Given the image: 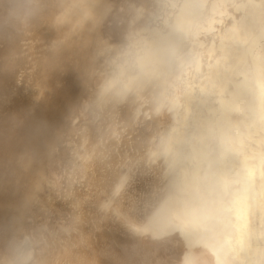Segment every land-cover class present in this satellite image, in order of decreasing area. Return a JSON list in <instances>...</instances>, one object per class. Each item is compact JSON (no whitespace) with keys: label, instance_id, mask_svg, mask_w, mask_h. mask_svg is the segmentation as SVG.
I'll list each match as a JSON object with an SVG mask.
<instances>
[{"label":"clouds","instance_id":"1","mask_svg":"<svg viewBox=\"0 0 264 264\" xmlns=\"http://www.w3.org/2000/svg\"><path fill=\"white\" fill-rule=\"evenodd\" d=\"M168 7L193 18L199 8ZM117 28L118 39H101ZM172 39L186 56L190 40ZM179 71L177 57L124 0H0V85L21 86L58 117L69 108L91 116L87 140L69 130L55 147L46 118L20 130L31 149H15L10 166L18 167L0 174V264H264V159L258 166L245 159L257 145L230 154L215 173L202 171L191 190L170 163L164 145L176 132L174 110L192 102L169 86ZM57 76L64 84L53 96ZM7 97L0 88V106ZM245 102L246 113L230 114L229 131H246L264 152V104L252 95ZM205 104L207 111L195 109L200 133L211 138V112L222 102ZM55 155L65 161L62 179L46 163ZM24 174L30 180L17 189ZM118 183L119 215L104 208ZM244 205L247 235L237 234ZM228 243L218 260L213 249Z\"/></svg>","mask_w":264,"mask_h":264},{"label":"bare ground","instance_id":"2","mask_svg":"<svg viewBox=\"0 0 264 264\" xmlns=\"http://www.w3.org/2000/svg\"><path fill=\"white\" fill-rule=\"evenodd\" d=\"M132 15L144 20L147 30L156 34L180 61V71L169 86L174 89L175 98L192 97L191 103L179 104L173 114L175 135L169 144L164 145L174 170L180 173L187 190L197 186L204 170H218L224 160L232 153H245L252 143L257 145L255 155L246 156L251 162L264 159L260 149V140L249 137L246 131H229L232 125L230 114L233 111L246 113L249 105L245 98L252 95L264 104V0H124ZM177 3L198 5V13L193 18L188 10L173 11L168 5ZM230 21V23H229ZM120 30L114 29L101 39H118ZM183 34L190 40L191 48L183 55L172 39L173 34ZM204 37V39H202ZM239 50H246L247 55L238 57ZM64 81L57 76L51 95L58 94ZM8 97L0 106V174L15 170V162L10 166L11 153L24 146L29 152L31 145L21 135L20 130L28 122L43 117L49 123V134L53 146L62 143L63 135L69 130L81 139L87 140L90 114L84 109L69 108L57 115L56 107L44 100H35L33 94L22 90L21 86L10 82L0 85ZM215 97L222 102V107L212 110L213 133L210 138L202 135L203 120L198 115L195 104L202 105L200 112L207 111L205 101ZM139 115V113H138ZM228 120L225 121V117ZM223 122V123H221ZM234 128V126H233ZM195 129L194 131H189ZM215 142V148L210 144ZM103 145L101 144V147ZM48 163L51 171L63 178L65 161L55 155ZM249 171L254 169L250 164ZM227 180V175L223 177ZM16 188L23 189L29 182L27 174L15 177ZM121 191V184L114 185L111 195L104 201L105 210L119 215L116 198ZM248 207L239 210L237 234L247 235L249 230ZM231 243L214 248L213 253L220 260L227 256Z\"/></svg>","mask_w":264,"mask_h":264}]
</instances>
